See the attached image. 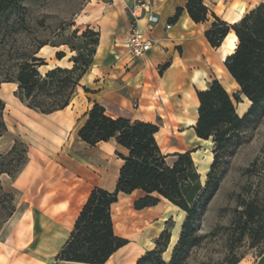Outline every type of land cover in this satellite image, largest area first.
<instances>
[{"label":"crops","instance_id":"obj_1","mask_svg":"<svg viewBox=\"0 0 264 264\" xmlns=\"http://www.w3.org/2000/svg\"><path fill=\"white\" fill-rule=\"evenodd\" d=\"M204 1L229 23L239 7L246 12L264 2ZM153 2L160 18V22L151 31L157 42L131 67H126L124 61L116 59L117 54L124 52L122 44L130 28V19L125 13L127 1L113 0L108 7H100L96 14L85 12L87 19L83 24L100 30L101 39L91 68L81 79L71 103L64 109L48 114L37 112L15 95L18 88L16 83H2L0 94L6 105L19 102L32 112L29 125L26 126L27 138L44 156H32L29 150L28 162L16 177L12 178L8 174L0 176L3 185L26 205L14 227L0 240V264H52L68 239L91 191L95 187L108 191L116 189L123 164L116 151L127 154L128 150L115 140L90 146L78 136L85 114L94 102L104 106L107 114L112 117L156 124L160 122L156 137L165 154L186 152L200 141H209L199 138L194 128L198 120L197 91L206 89L216 79L225 88L228 82L233 85L236 83L222 59V55L226 58L232 51L221 54L226 40L235 33L231 31L222 45L214 48L205 34L212 23L210 15L209 21L196 23L186 9L188 0ZM97 6L101 5L97 3ZM179 7L183 8L181 15L171 22L170 19ZM91 8L98 10V7ZM106 19L115 21L116 25L108 27ZM119 21L122 22L121 27ZM167 23L172 24L170 29L166 28ZM141 27L148 29L145 19L141 20ZM116 35H119L121 41L112 43L111 38ZM49 48L47 53L41 50V56L52 57L59 49ZM165 64L167 66L161 71ZM167 125L175 126L177 133L172 137L164 133L159 136L161 129ZM162 140H167V148L161 144ZM212 161L213 158H210L208 167ZM136 192L141 193H133ZM130 195L120 192L117 202L112 205L115 233L129 242L119 248L105 264H136L142 253L130 254L135 244L131 241L132 237L137 242L152 243L148 248L151 250L155 247L156 239L168 228L171 239L167 252L172 240L177 241L180 236L181 226L177 232L176 228L169 226L167 211L160 204L162 198L156 205L137 210L130 202ZM168 203L186 216L179 207ZM120 208L124 214H120ZM18 210L17 207L7 222L16 216ZM131 210L136 212L135 215H129ZM184 219L179 225H182ZM255 264H264V253Z\"/></svg>","mask_w":264,"mask_h":264},{"label":"trees","instance_id":"obj_2","mask_svg":"<svg viewBox=\"0 0 264 264\" xmlns=\"http://www.w3.org/2000/svg\"><path fill=\"white\" fill-rule=\"evenodd\" d=\"M21 3L22 0H0V88L5 82L16 83L15 95L27 107L43 114L64 109L71 103L81 79L93 64L100 32L90 28L79 32L78 41L89 39L80 46L69 43L71 50L77 53L71 57L73 66H56L43 74L39 68L46 63L37 54L47 43L40 44L33 52L21 51L16 45L19 30L26 27L25 16L16 13L22 8ZM186 9L196 23L209 21V15L212 17L205 34L214 48H219L231 31L237 36V47L224 63L239 89L230 94L216 79L206 89L197 91L199 107L195 132L199 138L211 139L214 143V158L205 185L192 150L163 153L156 137L160 130L158 124L112 117L104 106L94 102L78 130L79 138L90 146L115 140L128 153L116 151L123 160L116 189L108 191L95 187L91 191L68 239L55 257V264H105L129 242L115 233L112 218V205L117 202L120 192H141L134 203L137 210L156 205L163 197L186 213L170 261L162 258L171 239L167 228L156 239L155 247L137 259V264H181L185 250L204 238L198 235L197 226L207 202L219 188V182L214 180V171L220 154L249 126L253 116L264 111V2L247 10L235 23L223 20L204 0H188ZM182 11L183 8L179 7L171 22L176 21ZM65 55L64 51L56 52L59 60ZM242 96L251 104L241 116L236 102L242 101ZM5 106L6 102L0 98V138L8 131L3 117ZM170 155L176 157L172 164L167 161ZM28 159L29 145L16 139L7 153H0V176L16 177ZM258 162L259 159H254L246 171L253 172ZM16 211V196L4 189L0 179V230ZM261 215V205L257 200L244 203L230 232L233 235L238 233L239 237L249 233L254 238L263 228L257 224ZM230 264H236V261Z\"/></svg>","mask_w":264,"mask_h":264},{"label":"rangeland","instance_id":"obj_3","mask_svg":"<svg viewBox=\"0 0 264 264\" xmlns=\"http://www.w3.org/2000/svg\"><path fill=\"white\" fill-rule=\"evenodd\" d=\"M126 1L130 5V1L132 0ZM111 2L113 0H22V8L16 11V13L19 12L18 15L22 14L25 16L26 27L19 30L20 34L17 36L19 41L16 45L21 51L33 52L40 44L47 43L46 46L41 48L43 53L49 51V46L58 47L57 51L65 52V57L59 60L56 57V53L52 57L41 56L40 50L37 55L44 58L46 63L39 68L43 74L56 66L71 68L74 64L71 57L77 53L71 50L69 43L80 46L83 45L82 42L88 41L89 38L82 39L81 41L77 40V37L80 35L79 32L81 33L85 29L90 28L100 31L96 27L91 28L90 25H84V22L79 23V15L86 16L85 12L89 11L91 14H96L100 7L105 5L108 7V4ZM97 3L101 6H97ZM127 6L125 7V13L129 15ZM91 7H98V10H94L95 8ZM239 9L240 7L234 15L237 14ZM119 23V27H121L122 22L119 21ZM106 24L108 27L116 25L115 21L108 19H106ZM118 36L116 35L111 38L112 43L121 41ZM231 39L232 36L226 40L223 48H221V54L230 51ZM238 89V87H234L229 92L233 94ZM0 98H2L1 94ZM249 106L250 101L245 96H242V101L236 102L239 114H243ZM241 107L243 111L240 113L239 109ZM31 115L32 112L19 102L10 103L5 106L3 117L8 131L0 138V153H7L16 139L24 141L29 145L30 141L27 138L26 126L29 125ZM158 125H161V123L159 122ZM163 133L167 134L168 137H172L177 133V128L173 125H167L161 129L159 136H162ZM161 144L164 148L168 147L167 140H162ZM29 150L32 156H44V153L38 147H33L31 143ZM191 150L198 171L201 173L202 183L205 185L207 173L211 166L210 164L208 167V161L210 158H214V143L211 139L207 142L200 141ZM175 159L176 157L173 155L167 157V161L170 164ZM254 159H259L258 165L253 172L248 173L246 170ZM214 180L219 182V188L207 202L197 226L198 235L204 236V238L185 250L181 264H230L232 261H236V264H255L264 253V111L253 116L249 126L242 131L239 137L222 150L214 171ZM3 187L6 191H9L5 185ZM141 195L139 192L130 195L132 206H134L135 201ZM251 200H257L261 205L262 215L257 224L263 228L254 238L249 233L242 237H239L238 233L233 235L230 229L234 219L244 208V203ZM16 203L19 210L10 222H6L2 226L0 240H3L9 231H11L14 224L20 218V212L26 206L25 203L19 200ZM160 204L167 211L169 226L176 228L177 232V229L181 226L179 224L185 215L178 208L173 207L164 200H161ZM119 212L120 214H124L121 208ZM135 213L134 210H131L129 215H135ZM131 241L135 243L133 245L134 252L142 253L141 255L145 254L148 248L152 246V243L149 241L137 242L133 237ZM177 241L175 239L172 240L170 249L162 254V258L166 262L170 261ZM55 263L56 260L54 259L52 264Z\"/></svg>","mask_w":264,"mask_h":264},{"label":"built area","instance_id":"obj_4","mask_svg":"<svg viewBox=\"0 0 264 264\" xmlns=\"http://www.w3.org/2000/svg\"><path fill=\"white\" fill-rule=\"evenodd\" d=\"M128 7L130 28L126 40L122 46L124 52L116 55L117 61H124L126 67L135 65L156 44L157 40L151 34L154 27L160 22L159 15L155 10L153 0H132ZM146 20L148 29L141 27V20ZM171 23L166 24L170 29Z\"/></svg>","mask_w":264,"mask_h":264},{"label":"bare ground","instance_id":"obj_5","mask_svg":"<svg viewBox=\"0 0 264 264\" xmlns=\"http://www.w3.org/2000/svg\"><path fill=\"white\" fill-rule=\"evenodd\" d=\"M222 11V10H221ZM235 13V12H234ZM245 13V10H244V8H240L239 9V11L237 12V14H235L234 15V17H232V19H231V23H235V22H237L242 16H243V14ZM231 17V16H230ZM84 20H86V16L85 15H79V17H78V22L79 23H82V22H84ZM234 33V32H233ZM230 50L232 51V53H233V51H234V49L237 47V36L235 35V34H233V36H232V39L230 40ZM222 59L223 60H225V55H222ZM234 85L236 86V87H238L239 88V85L238 84H236L235 82H234ZM234 85L232 84V83H230V82H228V83H226V88H227V90L228 91H231L233 88H234ZM250 101V100H249ZM251 102V101H250ZM238 111V110H237ZM239 111H240V113L243 111V108L241 107L240 109H239ZM239 113V112H238ZM162 199L163 200H165V201H167V202H169L167 199H164L163 197H162ZM166 202V203H167ZM131 251V250H130ZM135 253L136 252H134V250H132L131 252H130V254H134L135 255ZM126 255V254H125ZM129 256V255H128Z\"/></svg>","mask_w":264,"mask_h":264}]
</instances>
